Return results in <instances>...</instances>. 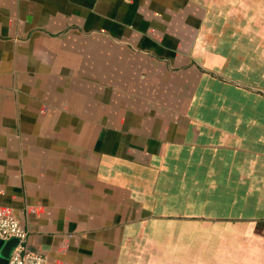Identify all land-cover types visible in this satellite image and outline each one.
<instances>
[{"label": "crops", "instance_id": "1", "mask_svg": "<svg viewBox=\"0 0 264 264\" xmlns=\"http://www.w3.org/2000/svg\"><path fill=\"white\" fill-rule=\"evenodd\" d=\"M0 212L46 264H264V0H0Z\"/></svg>", "mask_w": 264, "mask_h": 264}, {"label": "built area", "instance_id": "2", "mask_svg": "<svg viewBox=\"0 0 264 264\" xmlns=\"http://www.w3.org/2000/svg\"><path fill=\"white\" fill-rule=\"evenodd\" d=\"M26 236V232L13 216L0 212V239L4 241L10 238L18 239V244L11 251L5 264H46L43 255L26 248Z\"/></svg>", "mask_w": 264, "mask_h": 264}, {"label": "water", "instance_id": "3", "mask_svg": "<svg viewBox=\"0 0 264 264\" xmlns=\"http://www.w3.org/2000/svg\"><path fill=\"white\" fill-rule=\"evenodd\" d=\"M17 244V238H10L5 241L0 239V263L5 264L7 262L11 251Z\"/></svg>", "mask_w": 264, "mask_h": 264}, {"label": "rangeland", "instance_id": "4", "mask_svg": "<svg viewBox=\"0 0 264 264\" xmlns=\"http://www.w3.org/2000/svg\"><path fill=\"white\" fill-rule=\"evenodd\" d=\"M203 242V241H202ZM201 242V243H202ZM203 245L201 244V247H202ZM185 259H186V264H187V254H186V256H185ZM202 260L204 261L203 262V264H208L209 263V260H208V257H207V255H203L202 254Z\"/></svg>", "mask_w": 264, "mask_h": 264}]
</instances>
